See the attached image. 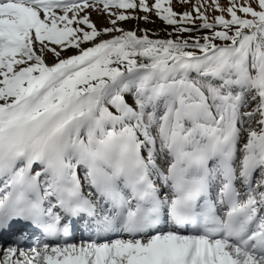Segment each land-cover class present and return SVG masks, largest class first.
I'll return each instance as SVG.
<instances>
[{"label":"snow or ice","instance_id":"snow-or-ice-1","mask_svg":"<svg viewBox=\"0 0 264 264\" xmlns=\"http://www.w3.org/2000/svg\"><path fill=\"white\" fill-rule=\"evenodd\" d=\"M175 2L0 0V264H264V0Z\"/></svg>","mask_w":264,"mask_h":264},{"label":"rangeland","instance_id":"rangeland-1","mask_svg":"<svg viewBox=\"0 0 264 264\" xmlns=\"http://www.w3.org/2000/svg\"><path fill=\"white\" fill-rule=\"evenodd\" d=\"M221 3L226 4L227 0H221ZM173 6H174L175 10H177V11H183L185 9H190V7H191V5H187V4L181 5L179 3H176L175 0H174ZM216 14H218V13H214V12H211V11L209 12L210 17L213 16V15H216ZM141 15H143V13H141ZM92 19L97 24V27H106V26H108V22H107V17L106 16L98 15L97 13L93 12L92 13ZM152 19L155 20L154 24H145V22L142 21V20L139 21V22H137L135 20H130V21H125L123 23L131 22V23H134L133 25H135V26L141 24L144 27H147L149 29H153V31H159L160 35H163V38H165V33H164L163 29L165 27H167V26L164 25L163 22L160 21L159 19H157L155 16H153ZM169 31H170V28H169ZM160 35H159L158 38H162V37H160ZM80 231L78 232V237H81V235H83L82 238H84V239H89L90 236L94 237V234L91 231H88V234L85 235V236H84L85 231H83L82 233H80ZM75 242L79 243L80 241L78 239H76ZM29 246L27 248H25V249L26 250L29 249L30 248Z\"/></svg>","mask_w":264,"mask_h":264},{"label":"bare ground","instance_id":"bare-ground-1","mask_svg":"<svg viewBox=\"0 0 264 264\" xmlns=\"http://www.w3.org/2000/svg\"><path fill=\"white\" fill-rule=\"evenodd\" d=\"M124 24V26L126 27V28H135L136 26L135 25H133L134 23H131V22H126V23H123ZM140 28H145L143 25H138ZM153 30V29H152ZM160 37H162L163 38V35H160ZM153 38H158L157 36H153ZM83 231H85V233H84V236L85 235H87L88 234V231H90L89 229H87L85 226H83V228H82V230L80 231V233H82ZM31 233H32V231H30ZM83 237V235H81V237H78V240L80 241V242H83V241H86V240H88V239H84V238H82ZM110 238H116V237H110ZM124 238H127V237H124ZM33 246H35L34 244H31L29 247H33Z\"/></svg>","mask_w":264,"mask_h":264}]
</instances>
